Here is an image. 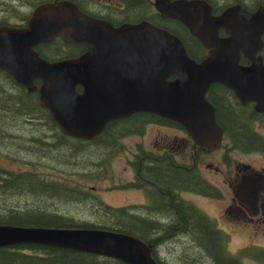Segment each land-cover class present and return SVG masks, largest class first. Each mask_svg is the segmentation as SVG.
<instances>
[{
  "label": "water",
  "instance_id": "1",
  "mask_svg": "<svg viewBox=\"0 0 264 264\" xmlns=\"http://www.w3.org/2000/svg\"><path fill=\"white\" fill-rule=\"evenodd\" d=\"M152 5L202 44V59L190 57L176 34L148 20L113 25L71 0H46L34 7L26 27H0V69L28 91L37 89L38 103L68 136L94 140L109 122L146 112L179 123L200 147L216 149L223 129L206 97L212 84L264 113V4L250 11L236 3L216 14L206 0H152ZM57 37L85 51L49 61L34 50ZM16 244L159 264L140 238L102 228L0 224V247Z\"/></svg>",
  "mask_w": 264,
  "mask_h": 264
},
{
  "label": "trees",
  "instance_id": "2",
  "mask_svg": "<svg viewBox=\"0 0 264 264\" xmlns=\"http://www.w3.org/2000/svg\"><path fill=\"white\" fill-rule=\"evenodd\" d=\"M45 1V0H41ZM41 1H37L41 2ZM77 4V6L83 10V3L81 0H71ZM213 6L214 13H219L225 7L240 3L248 10H254L259 4H264V0H206ZM124 7L119 9L114 15L120 20L134 22L138 19H146L151 23L161 28L176 34L183 42L187 53L190 57L196 61L202 59L206 50L202 44L189 33L188 29L179 21L171 19H162L157 13H154V17L158 19L156 22L152 16H147L148 10L152 8L151 0H123ZM35 3V4H36ZM142 9V10H141ZM84 11V10H83ZM94 16V15H93ZM103 17H112L110 14ZM264 38V37H263ZM51 51H46L50 54L49 60H58L71 56H76L84 50V47L80 44L64 43L59 38L49 43ZM261 55L264 62V45L261 51ZM241 63L246 64L248 60L241 58ZM10 79V76H8ZM11 84L12 80H8ZM2 89V88H1ZM0 89V93L2 90ZM78 90L80 88L78 87ZM11 94V95H10ZM0 97V130L7 131L9 136L8 140L14 141L19 136L14 134V130H19L21 117L26 114L29 117L41 118L47 124L46 129H51L52 135H45L39 129L35 128V132L32 135L20 139L19 142L23 145H27V142L35 143V145H42L47 147H56V149L64 148L66 150L76 153L83 151L79 149L74 150L70 145L65 144L64 140L70 139L71 142L80 144L81 147L87 148L90 144H94L95 148L101 150V153L91 154L90 158H85V167L78 170L81 175L89 177H98L99 174L105 172V164L101 161L102 156L108 154L110 150L114 149L115 132L120 131V135H125L131 129L127 127L125 123H129V120L133 121V118L124 120H113L106 125L105 133L102 137L96 140H85L82 138H75L61 133L55 122H53L45 108L40 107L35 99L33 93L22 91V100L16 99L13 93L8 91V95ZM207 99L214 105L216 110L217 122L224 128L226 138L230 142L231 146L235 149H239L245 152H257L264 151V137L258 135L252 129L251 122L254 121L259 115L249 104L242 105L236 98L233 92L222 84H212L206 94ZM145 114L149 118H155L156 116L151 113H136L133 117L136 119ZM24 122H26L23 119ZM130 121V122H131ZM121 123V124H119ZM134 123V122H133ZM121 125L120 128H117ZM25 130V129H24ZM118 130V131H117ZM30 133V131H29ZM119 133V132H118ZM53 137V138H52ZM2 136H0V139ZM56 142L52 143L51 139H55ZM4 141V138L0 140V144ZM70 142V143H71ZM3 145V143L1 144ZM22 150H26L28 154L33 152V155L38 154L40 151L43 154L45 151L37 150L32 151L30 146H22ZM29 145V144H28ZM8 149V148H7ZM19 149V148H18ZM88 149V148H87ZM91 153V152H84ZM99 155V156H98ZM94 156L96 160L91 159ZM34 169H27L25 171H11L9 169L0 166V224H13L19 226H45V227H63V228H102L114 231H120L134 235L147 244L149 240L155 243V240H160L161 235H155L156 231L161 230L163 227L157 221H149L143 217L131 216L125 209L116 208L114 206L102 203L101 200L91 201L90 203L94 208L99 211L103 217H105V223L97 224L95 222L83 221L73 218L70 215H62L57 211H47L42 208L41 203L31 201H24L23 203H17L15 200L19 196H31L42 195V197H66L70 200H78L79 202L83 196H87L86 190L62 183L60 181L45 179L40 177ZM170 172V171H168ZM152 179L158 181L161 186L170 188L171 185L182 186L187 185L189 181L186 177L170 176L163 172H151ZM7 199H10L7 203ZM88 201V200H87ZM170 202V201H169ZM165 209L156 213L162 220L175 222V226L182 234L177 236L186 237L190 240L195 247L203 251L207 259L211 264H241L239 258L235 254H231L227 251L228 235L217 230L211 231L209 228L213 224L202 213L200 209H197L190 204H185L184 207L180 205H171L165 201ZM119 214V215H118ZM173 226V225H171ZM210 230V231H209ZM154 235V236H153ZM165 237V236H163ZM167 236L166 238H170ZM165 243V242H164ZM251 255L257 259L259 264H264V248L259 247L249 250ZM152 255L154 259L163 264L156 252L152 249ZM0 264H126L118 259L111 257H104L95 255L92 253L45 246L40 244H16L12 246L0 247Z\"/></svg>",
  "mask_w": 264,
  "mask_h": 264
},
{
  "label": "flooded vegetation",
  "instance_id": "3",
  "mask_svg": "<svg viewBox=\"0 0 264 264\" xmlns=\"http://www.w3.org/2000/svg\"><path fill=\"white\" fill-rule=\"evenodd\" d=\"M87 1L88 0L82 1L85 13L92 16L94 15V17L97 18L106 19L113 25L126 22L135 23L143 20V18H141L134 22H128L120 20L113 13H110L114 15L112 17H103L107 14L102 13L99 9H93ZM92 1L95 4L97 1L100 2V0ZM38 3L33 5V7L28 9L24 14L14 11V9H10L13 12L8 14L5 13L7 10L3 9V12L0 11V27H26L31 12ZM154 13L160 16L155 9ZM161 18L165 20L171 19ZM155 21L159 22L156 18ZM221 34L223 33L221 32ZM53 41L54 40L50 42ZM50 42L39 43L33 47L39 56L47 60H49L48 57H50V54L46 53V51H51V49L46 46L50 45ZM84 51L85 48L82 52ZM8 76H10V79ZM1 78L12 80L13 83L11 86L14 91H10L9 88L0 85V89L2 88L0 95L5 96L4 93L8 95L9 91L13 93L16 99L21 101L22 91L25 90L26 92L33 93L38 102L37 89L28 91L23 85L15 81L8 71L3 69H0V79ZM34 83H36L37 86L40 84L38 80L34 81ZM247 104L254 109L253 102ZM134 114L126 118L117 119L124 120L131 117L134 120H129V123H125L127 127H131L125 135H120V131L118 130L119 133L115 132L114 147L117 148V150L122 148L121 139L124 137H133L134 141L132 140L133 143L131 142L130 148H127V162L124 164V168L129 171L130 177L121 183H117L115 188H113L117 190L134 191L139 196L140 200L137 202L115 205L114 207L118 209L126 208L125 211L131 216L143 217L149 221H157L161 224L163 228L156 231L154 234L161 235L162 238L160 240H155V243L151 240L148 242L153 251L156 252L164 242L176 239L178 238L177 234L183 233L175 226V222H172L175 219L167 221L162 220L158 214L155 215L165 209V201L171 205L177 204L182 207H184L185 204H190L200 209L194 203V198H213L220 200L221 203L218 216L222 218L223 222L228 225H235L233 226L234 231L251 233L254 236L262 235L264 237V166L255 168L253 164L239 160L232 162L231 153L239 149H235L231 146L222 126L223 136L219 147L209 151L197 145L185 128L175 121L157 115H155V118H149L145 114L136 119L133 117ZM258 114V117L251 122V127L254 132L264 137V131L261 132L260 130L262 127L264 128V113L258 112ZM48 116L53 121L49 112ZM120 126L121 125H118L117 128H120ZM148 129H150L151 134L148 137V141L145 142L144 139ZM56 141L55 138L51 142L55 143ZM69 142L70 139L66 138V140H64L65 144L69 145ZM215 152L219 153L214 155ZM245 153H247L246 155H250L249 153H252V151ZM257 153L263 154L264 151H257ZM211 155H214L212 159L206 158ZM163 170L166 171L167 175L170 174V176L186 177L189 183L185 186L171 185L169 189L165 188L150 176L151 172H163ZM212 177L213 181L219 182V184L213 182L211 179ZM202 213L205 214L213 224V226L209 228L211 231L217 230L228 236L230 235L227 228L220 225L221 221L218 218H213L204 211H202ZM167 236L171 237L166 238Z\"/></svg>",
  "mask_w": 264,
  "mask_h": 264
},
{
  "label": "rangeland",
  "instance_id": "4",
  "mask_svg": "<svg viewBox=\"0 0 264 264\" xmlns=\"http://www.w3.org/2000/svg\"><path fill=\"white\" fill-rule=\"evenodd\" d=\"M37 1L41 0H0V11L3 12V9H6L7 11H5V13L10 14L13 12L10 9H14V11H18V13L22 12L24 14L28 9L32 8ZM87 2L90 3V7L93 9H99L104 14H115L119 9L124 7L123 0H100V2L97 1L96 4L92 0H88ZM113 14H110V16H114ZM147 16H152V18L155 19L153 6L148 10ZM0 80V85L9 88L10 91H14L11 83L7 79L1 78ZM0 97H2V95H0ZM23 119L26 122H24ZM21 120L22 121L19 122V130H14V134L19 136L18 138L20 139H24L25 137L36 133L35 128L39 129L38 132L41 131L45 135L53 134L51 129H46L47 124L42 117L35 119L29 117L28 114H23ZM260 130L263 132L264 128L262 127ZM150 134V129H148L144 139L145 142L148 141ZM0 136H2L0 140L4 138V141H2L3 145H1L2 143L0 144L1 167L16 172L34 169L33 171H35L40 177L60 181L62 183L74 185L75 187L78 186L87 192V196L85 195L79 199L82 200L80 202L74 199L70 200L66 197H58L60 195L54 197H42V194L41 196L36 195L35 198L25 195L18 196L15 200L17 203H23L24 201L26 202L34 199L35 202L41 203L42 208L47 209V211H57L59 214L70 215L78 220L102 224L105 223V217H103V215L92 206L90 203L91 201L101 200L102 203L115 206L140 200L139 196L134 191L114 189L117 183H121L130 177L129 171L124 168V164L127 162V148H130L131 142L133 143V137H124L121 139L122 148L117 150V148L114 147V149H111L108 154L102 156L100 162L105 164L104 167L106 170L104 173L99 174L98 177L94 178L87 175L83 176L78 172L80 168L85 167V158H90L91 154L97 155V153H101V150L97 151L94 144H90L87 149L81 147L80 144L77 145L70 141L71 143L69 142V145L72 148H75L74 150L79 149V147L80 149H83L80 153L76 152L75 154L64 148L56 149V147L49 148L45 145H39L42 147V151H45L42 154L40 147L35 145V143L32 144L27 142V145H22L19 142L20 139L14 141H11V139L8 140L7 136H9V134L6 130H0ZM20 145L24 146V148L25 146H32V151L37 150V153L38 151L40 152L36 155H33V152L28 154L26 150L24 151L19 147ZM85 151L91 153H84ZM218 153L219 152H215L214 155H217ZM246 154L247 153L241 150L232 152V162L239 160L253 164L255 168L264 166V153L259 154L253 151L252 153H249L250 155ZM214 155L206 158L212 159ZM98 156H94L91 159L96 160V157ZM211 179L213 181V177ZM213 182L219 184V182ZM9 200L10 199H7V203H9ZM193 200L202 211L206 212L213 218H218L222 223H220V225L227 228V231L230 233L227 242V251L229 253L235 254L239 258L241 264H259V261L251 255L252 252L249 250L256 249V247L264 248V237L262 235L254 236L251 233L234 231L233 226L235 225H228L223 222L222 218L218 216L221 203L220 200L213 198H194ZM169 241L163 243V245L156 250V256L164 264H211L203 251L195 247V245L190 240H187L186 237L178 236V238Z\"/></svg>",
  "mask_w": 264,
  "mask_h": 264
}]
</instances>
